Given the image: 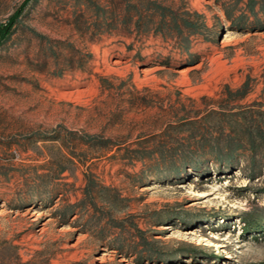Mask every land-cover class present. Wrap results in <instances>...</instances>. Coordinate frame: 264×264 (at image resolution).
I'll list each match as a JSON object with an SVG mask.
<instances>
[{
	"label": "rangeland",
	"instance_id": "374dc122",
	"mask_svg": "<svg viewBox=\"0 0 264 264\" xmlns=\"http://www.w3.org/2000/svg\"><path fill=\"white\" fill-rule=\"evenodd\" d=\"M13 20L0 264H264V162L250 171L240 116L264 110L259 6L0 0Z\"/></svg>",
	"mask_w": 264,
	"mask_h": 264
},
{
	"label": "trees",
	"instance_id": "16d2710c",
	"mask_svg": "<svg viewBox=\"0 0 264 264\" xmlns=\"http://www.w3.org/2000/svg\"><path fill=\"white\" fill-rule=\"evenodd\" d=\"M238 1H244V0H238ZM247 1L248 8L254 12L256 6L260 7V10L264 12V0H245ZM161 10V17L164 19L167 17V14L165 13L164 9ZM170 11V10H169ZM224 12L229 16V10L224 9ZM196 16H199L198 13H195ZM171 20L175 23L177 26V15L176 12L170 11L169 15ZM14 24V20L10 22L8 25L1 27L2 29V37L6 38L9 34V30ZM185 24L188 28H194V23H191L189 21H185ZM178 28V26H177ZM247 84H245L241 89L237 91L236 97H233V99L236 98V100L243 99L247 94ZM254 114L248 116L247 112H241L240 116L247 122V127L243 129V133L247 140V146L250 148L252 155L249 158V161L251 163L250 171H255V166L257 162V153H261V159L264 162V110H257L253 112ZM222 160V159H221ZM186 245V243H184Z\"/></svg>",
	"mask_w": 264,
	"mask_h": 264
},
{
	"label": "bare ground",
	"instance_id": "6f19581e",
	"mask_svg": "<svg viewBox=\"0 0 264 264\" xmlns=\"http://www.w3.org/2000/svg\"><path fill=\"white\" fill-rule=\"evenodd\" d=\"M220 16H222V14H220ZM196 235V232H195V230H193V229H190V230H187V231H185L184 232V236H187V238L186 239H184V242H190V240L193 238V236H195Z\"/></svg>",
	"mask_w": 264,
	"mask_h": 264
}]
</instances>
